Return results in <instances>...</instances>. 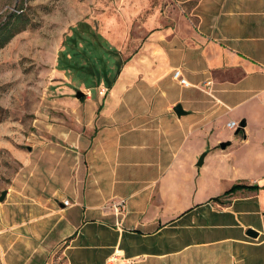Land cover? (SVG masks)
I'll return each mask as SVG.
<instances>
[{"label":"crops","instance_id":"0c3cea01","mask_svg":"<svg viewBox=\"0 0 264 264\" xmlns=\"http://www.w3.org/2000/svg\"><path fill=\"white\" fill-rule=\"evenodd\" d=\"M147 1L90 23L122 69L19 154L0 264H264V0Z\"/></svg>","mask_w":264,"mask_h":264},{"label":"rangeland","instance_id":"374dc122","mask_svg":"<svg viewBox=\"0 0 264 264\" xmlns=\"http://www.w3.org/2000/svg\"><path fill=\"white\" fill-rule=\"evenodd\" d=\"M23 3L31 24L0 50V194L24 167L19 154L34 153L43 136L53 135V125L65 126L73 119L65 96L80 100L83 96L76 93L81 90L87 105L106 99L104 81L90 87L84 71L94 53L75 31H84L79 22L97 25V19L119 7L118 0H0V22ZM138 5L149 4L138 0ZM61 52L73 68L58 67ZM107 60L113 68V58ZM230 131L222 130L225 135Z\"/></svg>","mask_w":264,"mask_h":264},{"label":"trees","instance_id":"16d2710c","mask_svg":"<svg viewBox=\"0 0 264 264\" xmlns=\"http://www.w3.org/2000/svg\"><path fill=\"white\" fill-rule=\"evenodd\" d=\"M26 7L23 4L18 6L17 11L10 12L6 20L0 22V50L5 47L11 39L20 33L21 31L25 30L30 24L31 20L28 17L26 13ZM78 25L80 26L81 30L83 32L79 33L76 29V33L80 36V39L85 41L88 46L90 47V52L94 53V55H91L90 58L92 59V62H89L87 64V67H85V71L87 73L88 82L90 83V87L98 86L101 81H104L106 84L107 89L111 88L120 73L122 69L123 62L120 60H115L117 56H119V53L111 49L107 41L99 34V32L94 29L90 24L86 22H79ZM82 33H85V35H82ZM107 57H105V56ZM113 58L114 66L111 68L108 65V58ZM59 68L60 69H70L73 68V65H71L70 60L67 59L64 55V53H60L59 55ZM95 78V82L93 83V79ZM86 97L83 96L81 100H84ZM0 110L2 108L0 107ZM1 120V118H0ZM243 188H250V189H256L257 186L255 185H247V184H235L226 191L222 196L228 195L231 192H234L238 189ZM220 197H217V199Z\"/></svg>","mask_w":264,"mask_h":264},{"label":"water","instance_id":"95a60500","mask_svg":"<svg viewBox=\"0 0 264 264\" xmlns=\"http://www.w3.org/2000/svg\"><path fill=\"white\" fill-rule=\"evenodd\" d=\"M84 95H85V93H84L83 91H81V90H79V91L76 93V97L79 98V99H80L82 96H84ZM174 110H175V112L177 113V115H179V116H181V115L187 113V112L184 110L183 106H182L180 103L176 105V107L174 108ZM242 126H243V124H242ZM203 156H204V155H202L201 158H200V160H199V163H198L199 165H201V164L203 163ZM6 195H7V190H2V191H1V194H0V201H3V200L5 199V197H6ZM247 233H248L249 235H251V236H254V237L258 236V232L255 231V230H253V229H249Z\"/></svg>","mask_w":264,"mask_h":264},{"label":"built area","instance_id":"2783aa9c","mask_svg":"<svg viewBox=\"0 0 264 264\" xmlns=\"http://www.w3.org/2000/svg\"><path fill=\"white\" fill-rule=\"evenodd\" d=\"M174 78L177 79L182 85L188 86L190 83L187 81L185 77H183L182 72L180 70H176L174 73ZM239 126L238 122L235 120H231L228 123V127L230 129H235ZM65 204H68V201H65Z\"/></svg>","mask_w":264,"mask_h":264}]
</instances>
